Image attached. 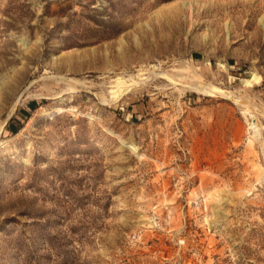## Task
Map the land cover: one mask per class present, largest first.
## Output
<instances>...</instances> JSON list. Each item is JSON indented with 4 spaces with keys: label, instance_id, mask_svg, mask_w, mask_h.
I'll return each instance as SVG.
<instances>
[{
    "label": "rangeland",
    "instance_id": "374dc122",
    "mask_svg": "<svg viewBox=\"0 0 264 264\" xmlns=\"http://www.w3.org/2000/svg\"><path fill=\"white\" fill-rule=\"evenodd\" d=\"M149 261L264 264V0H0V264Z\"/></svg>",
    "mask_w": 264,
    "mask_h": 264
},
{
    "label": "bare ground",
    "instance_id": "6f19581e",
    "mask_svg": "<svg viewBox=\"0 0 264 264\" xmlns=\"http://www.w3.org/2000/svg\"><path fill=\"white\" fill-rule=\"evenodd\" d=\"M185 69V68H184ZM149 73V72H148ZM146 71H139V72H137V73H134V74H132L131 75V79H130V81H125L124 83H125V85H123L122 86V84H119V85H116V90H113V95H112V97H111V99H109V98H106V97H103V101H105V102H114V101H119L121 98H122V96H123V93L126 91V93H127V91L131 88V86H133V85H135L138 81H140V83L139 84H141V81L142 82H148V81H150L151 80V78L153 77V76H156V77H159V76H162V77H164V78H167V79H170V80H172L173 78H172V76H170L168 73H166V72H157V71H154V74H151V73H149V74H151L150 76L149 75H147L148 74ZM192 73V72H191ZM176 74V73H175ZM157 75H159V76H157ZM177 76V75H176ZM190 76V75H189ZM128 78V77H127ZM154 78V77H153ZM189 79V78H188ZM173 80H175V79H173ZM172 80V81H173ZM248 79H245V81H247ZM177 82V81H176ZM119 86H122V87H120L121 88V90H119L118 88H119ZM184 86V85H183ZM189 87H191V89H193L194 91H196V92H199V93H206V94H213V92L214 91H216V90H221L219 87H216V86H212V87H206V86H202L201 84H199V83H197V82H194V83H190V85H189ZM117 89L119 90V91H117ZM132 91V90H131ZM103 93V92H102ZM102 95V94H101ZM106 95V94H105ZM102 96H104V95H102ZM108 96V95H107ZM125 144H128L129 146H131V148H133V149H136L137 147H135L133 144H129V143H125ZM127 145V146H128Z\"/></svg>",
    "mask_w": 264,
    "mask_h": 264
},
{
    "label": "built area",
    "instance_id": "2783aa9c",
    "mask_svg": "<svg viewBox=\"0 0 264 264\" xmlns=\"http://www.w3.org/2000/svg\"><path fill=\"white\" fill-rule=\"evenodd\" d=\"M135 237H136V238H139L138 235H136ZM141 264H155V263H154V261H149V262H146V263H145V262H144V263L142 262Z\"/></svg>",
    "mask_w": 264,
    "mask_h": 264
},
{
    "label": "trees",
    "instance_id": "16d2710c",
    "mask_svg": "<svg viewBox=\"0 0 264 264\" xmlns=\"http://www.w3.org/2000/svg\"><path fill=\"white\" fill-rule=\"evenodd\" d=\"M32 104H34V102L31 103V105H32ZM12 125H13L12 122H10L9 127L13 130V128H12L13 126H12ZM15 127H16V128L14 129V131L17 129V126H15Z\"/></svg>",
    "mask_w": 264,
    "mask_h": 264
},
{
    "label": "crops",
    "instance_id": "0c3cea01",
    "mask_svg": "<svg viewBox=\"0 0 264 264\" xmlns=\"http://www.w3.org/2000/svg\"><path fill=\"white\" fill-rule=\"evenodd\" d=\"M12 124H13L12 126L15 127L16 124H15L14 122H12ZM13 127H12V128H13Z\"/></svg>",
    "mask_w": 264,
    "mask_h": 264
}]
</instances>
